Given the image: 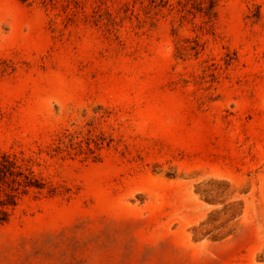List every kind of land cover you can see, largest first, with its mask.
<instances>
[{
  "label": "rangeland",
  "instance_id": "obj_1",
  "mask_svg": "<svg viewBox=\"0 0 264 264\" xmlns=\"http://www.w3.org/2000/svg\"><path fill=\"white\" fill-rule=\"evenodd\" d=\"M0 149V264H264V0H0Z\"/></svg>",
  "mask_w": 264,
  "mask_h": 264
},
{
  "label": "trees",
  "instance_id": "obj_2",
  "mask_svg": "<svg viewBox=\"0 0 264 264\" xmlns=\"http://www.w3.org/2000/svg\"><path fill=\"white\" fill-rule=\"evenodd\" d=\"M33 187H41L33 171L24 168L17 158L0 149V193L6 191L7 197L6 199L0 198V219L2 221H8L10 210L18 205L19 194Z\"/></svg>",
  "mask_w": 264,
  "mask_h": 264
}]
</instances>
